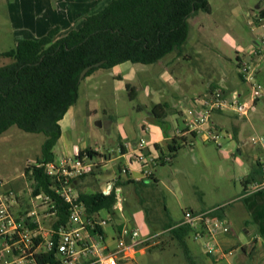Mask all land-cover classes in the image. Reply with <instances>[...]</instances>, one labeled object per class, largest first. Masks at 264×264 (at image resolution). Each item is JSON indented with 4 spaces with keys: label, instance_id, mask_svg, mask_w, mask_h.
Returning <instances> with one entry per match:
<instances>
[{
    "label": "rangeland",
    "instance_id": "rangeland-1",
    "mask_svg": "<svg viewBox=\"0 0 264 264\" xmlns=\"http://www.w3.org/2000/svg\"><path fill=\"white\" fill-rule=\"evenodd\" d=\"M208 2L210 12L199 10L188 18V38L180 49L183 56L177 61L174 72L176 80L178 78L184 84L177 89L179 93L181 91L182 95L181 102L178 104L182 111L190 105L189 100L195 91L201 92L204 88L201 66L206 64L205 66L215 68L217 71L212 74V77H216L217 73L227 72L236 80L238 75L235 67V56L238 54L237 46L243 47L248 42L251 43V34H258L259 32L258 28L250 31L252 26L248 25V21L251 18L247 16V13L257 11L255 6L258 3L264 6V0H208ZM89 3L87 0H0V52L13 48L21 39L39 38L52 26L59 27L58 36H64L71 30L79 28L86 16L98 12L96 10L99 7L92 8L91 6L94 4ZM186 54L189 56L188 58L185 57ZM191 56L192 59H190ZM253 58L254 61L258 60L257 56H253ZM2 60L3 57L0 56V64ZM261 65L263 74L259 77V81L264 86V63ZM158 66L159 63L156 62L148 67L155 69ZM99 71L102 80L97 92L103 94V98L100 99L103 102L102 107L109 111L112 116L115 115V118L125 117L128 121L135 123L145 120L153 107V97L156 90L155 80L147 83L151 79L149 80L145 75L139 79L141 82L138 85L134 83L137 79L134 82L124 80L125 83L132 82V85L135 86V96L130 98L127 91H118L113 103L112 98L109 101L108 96H104V94L113 91L116 81L106 77L107 70ZM197 78L199 83L193 82ZM82 83L84 82L82 81ZM82 83L80 85H83ZM89 98L93 103L90 108L91 113H88L86 107L85 111L78 113L77 127L69 133V138L76 143L80 137L87 140L86 134L90 130L99 128L101 130H98L104 136L108 130L110 131V126L99 115L102 107L100 111L94 112V109L98 110L95 103L96 98L92 96ZM82 102L83 96L80 91L77 104L81 106L80 103ZM99 120L103 123L102 127L96 125ZM249 122L253 129L248 133H241L237 137H232V134L224 128L217 129L218 142L222 149H219L217 142L213 140L205 144L200 142L198 144L200 147L198 148V145L193 146L192 152H190L188 145H181L177 151V158H174L172 162L173 165L177 163L178 166L185 167L192 174V178L181 172L173 173L174 167L170 163L159 168L162 181L158 184L157 189L158 196H160L159 204L163 211L168 214L171 222L180 220L185 209H195V197L204 194L202 198L206 204H209L219 197V194H215L214 191L222 189L225 182L232 184L234 180L236 185H239L238 178L243 175L246 167L253 164L254 154L259 157L262 156L260 148L250 141L252 135L264 134V105L262 102H258L257 110ZM243 127H249V125H246L244 121ZM111 137L115 139V136ZM44 139L45 136L42 133L26 132L16 125L10 126L3 132L0 135V181L17 191L23 192L32 186L31 182L24 177L23 170L25 166L34 163L40 156ZM60 145L57 141L53 148L54 161L64 156L63 148ZM239 150H241V154ZM222 152L227 153V155L225 157L220 156ZM201 154L206 155L208 164L204 163ZM239 161L242 164H239ZM221 166L225 170L224 174L219 171ZM98 167V165L94 166L86 173L79 181L76 191L90 193L102 190L98 184L103 181L104 176L102 174L98 176L100 170ZM210 187L213 188V191H210ZM137 198L139 199L137 193L133 194L131 199L129 197L127 199L126 197L122 198L120 203L122 211H117L113 216L121 218L125 222H131L143 230L146 223L142 215V208L127 209V207L131 208L130 206H132L131 200L137 203ZM139 203L141 204V201ZM133 205L137 206V204ZM166 227V225H160L159 230ZM105 229L107 232L110 231L109 226H106ZM237 232L240 233V229ZM215 240L216 238L211 240L204 236L195 241L189 237L187 243L193 258L195 259V253L206 252L209 243L215 246ZM133 262L130 264H190L184 249L172 237L169 230L155 235L149 241L145 253L136 254Z\"/></svg>",
    "mask_w": 264,
    "mask_h": 264
},
{
    "label": "trees",
    "instance_id": "trees-1",
    "mask_svg": "<svg viewBox=\"0 0 264 264\" xmlns=\"http://www.w3.org/2000/svg\"><path fill=\"white\" fill-rule=\"evenodd\" d=\"M199 10L210 12L208 0H110L100 11L86 16L79 28L64 36H58L59 27L54 26L39 38L21 39L13 48L0 52V56L10 60L0 64V135L16 125L23 131L45 136L40 156L25 166L23 175L31 182L34 193L44 191L52 196L60 221L66 216L67 206L53 191L57 181L54 175L46 173L45 165L55 160L53 148L61 133L59 121L76 102L80 81L98 68L110 69L124 62L153 64L171 51L179 50L188 38V18ZM260 13L264 11L260 9ZM99 61L103 62L79 79L84 67ZM208 86L223 88L216 82ZM125 88L133 98L134 87L126 82ZM165 106L158 103L151 108L161 124ZM180 147L181 143L171 139L169 161L165 163L176 156ZM84 154L92 159L99 155L87 148L78 150L73 157L81 158ZM85 175L71 177L75 189ZM151 181L152 176L129 182L138 188ZM77 200L88 213L102 209L112 212L116 194L114 190L77 191ZM219 208L214 210L217 212ZM169 231L184 249L190 264H205L197 263L191 254L188 225L175 223ZM42 261L58 264L52 254L44 256Z\"/></svg>",
    "mask_w": 264,
    "mask_h": 264
},
{
    "label": "crops",
    "instance_id": "crops-1",
    "mask_svg": "<svg viewBox=\"0 0 264 264\" xmlns=\"http://www.w3.org/2000/svg\"><path fill=\"white\" fill-rule=\"evenodd\" d=\"M99 1L100 0H87V2H90L89 4H94V6H91L92 8L99 7L96 11L101 10L110 2V0ZM255 7L257 10L262 9L264 11V6H261L259 3L256 4ZM247 16L251 18L248 21V25L252 26L250 27V31H254L257 27L254 19V11L248 12ZM251 35V43L248 42L243 47L237 46L238 54L235 56L236 71L237 63L240 59L254 60L252 52L257 44L258 34L254 33V35ZM179 50H173L158 60L157 63H159V66L155 69H150V67H148L152 64L146 65L124 62L114 65L110 69L98 68L94 70L80 81V84L82 81L84 83H82L83 85L79 84L76 102L68 108L63 118L59 121L61 133L57 141L63 148L64 158H71L78 150L87 148L93 149L99 153L95 160L98 162V169H100L98 176L101 174L104 176L102 179L103 181L98 184L101 189L105 188L110 179L118 176L121 166L127 167V175L120 180L124 181L123 184H120V188L126 199L128 197L131 199V196L135 193H137V197H139V199L137 198V203L131 200V202L137 204V206L131 203V208L127 207V209L132 210L135 207L142 208V215L145 218L146 226L143 230H140V232L142 235L151 236L152 238L158 233L169 230L173 224L179 223L182 220V218L175 222L169 220L168 214L163 211L159 204L160 196H158L159 192L157 191L158 184L162 182L159 168L167 164L163 160V157L168 155V145L171 139L174 138L178 143H181V145H188L190 152H192L193 146L195 147L200 142L205 144L209 141L207 139L209 128L215 130L224 128L232 134V137H237L241 133H248L253 129L249 119L252 117L253 113L256 112L258 102H262L264 105V98L258 100L254 111L248 118L240 117L231 112L215 110L210 114L207 124L203 125L201 129L192 132L188 131L183 124L185 110L182 111L178 107L182 95L181 91L179 93L177 89L180 85L182 86L184 84L183 81L178 80V78L176 80L174 75L178 63L177 61L183 56V53ZM185 57L188 58L189 56L186 54ZM190 59H192V56ZM9 61L8 58L3 57L1 64L8 63ZM261 64L263 63L259 64L257 73L258 80L263 74ZM205 65H202V69L200 70L204 80V88L201 92L195 91V94H193L190 100L204 94L210 82H216L222 85L223 89L226 91H238L240 94L245 92V86L240 81L238 75L236 80L227 72L222 74L217 73L216 77H212V74L217 70L212 66ZM99 70H107L108 73H106V77L116 81V84L113 86V91L109 94H104V96H108L107 99H110L109 101H111L112 98L113 103L116 100V92L122 90L127 91L125 90L126 83L124 80L134 82L137 79V81L134 82L135 84L137 83V85L141 82L139 79H141L143 75L149 78V80L151 79L147 83L155 80L154 85H156V90L155 96L153 97V106L158 103H164L166 105L162 124L158 122L151 111L150 114L146 116L145 120L137 123L128 121L125 117L115 118L114 114V116H112L109 111L102 107L103 102L100 101V99L103 98V94L97 92V88L102 80L100 79L101 74L98 73L100 72ZM193 82L199 83V79L197 78L196 81ZM129 83L135 90V86L132 85V82ZM80 91L83 96V102L80 103L81 106L77 104ZM91 96L96 98L95 103L98 106V110L94 109V112L100 111L102 107V112L100 111V113H98L103 117V120L105 119L104 121L107 122V125L110 126V131L108 130L106 136H104L99 131L101 129H93L87 132V140H83V138L80 137L77 143L73 142L71 138H69V133L77 127V116L85 111V107L88 113H91L92 110H90V108L93 104L89 98ZM244 121L249 127H243ZM111 136H115V139H112ZM142 137L146 141L147 150L152 155L156 156V165L153 167L151 183L139 186L136 189L134 184L129 181H136L143 178L140 165L134 159V147L137 141ZM199 147L200 145H198V148ZM218 148L222 149L221 147ZM239 153L241 154V150H239ZM192 155L195 154L192 153ZM226 155L227 153L222 152L220 156L225 157ZM174 158H177V153ZM201 158L204 160L205 164L209 163L206 155L201 154ZM172 160L169 163L174 167L173 173L181 172L189 176V178H192V174L185 167H180L177 163L173 165ZM253 160V164L246 167V170L242 173L243 175L238 178L240 181L239 185H236L234 180L232 184H227V182H225V186L222 189L214 191L215 194H219V197H217L215 201L206 204L202 198L204 194H201V196L195 197V209L187 208L193 211L205 212L213 210L214 212V209L220 206L217 212L215 211V215L218 218L224 219L230 227L229 232L216 235L215 252L212 255H207L204 251L200 254L195 253V261L197 263L264 264V189L259 191L254 190V185L261 179V157L254 154ZM193 161H195V158H193ZM238 163L242 164L240 161ZM219 171L221 174H224L225 170L223 166L220 167ZM210 191H213V188L210 187ZM138 200L141 201V204ZM131 224L134 225L133 223ZM160 225H166L167 227L163 230H159ZM239 229L241 231L240 233L237 232Z\"/></svg>",
    "mask_w": 264,
    "mask_h": 264
},
{
    "label": "built area",
    "instance_id": "built-area-1",
    "mask_svg": "<svg viewBox=\"0 0 264 264\" xmlns=\"http://www.w3.org/2000/svg\"><path fill=\"white\" fill-rule=\"evenodd\" d=\"M254 19L259 32L252 55L258 60L240 59L237 63V74L245 92L240 94L219 86H207L204 94L190 100L184 112L183 124L188 131L201 129L215 110L248 118L256 102L264 98V87L257 77L259 64L264 63V14L260 9L254 12ZM218 138L216 130L209 128L207 139L220 147ZM250 141L262 152L261 179L254 185V190L259 191L264 189V134L252 135ZM134 149V159L140 165L142 177H151L156 156L147 150L143 137ZM163 160L169 161V155ZM97 165L98 162L86 154L81 158L61 157L46 163V173L54 175L57 181L52 186L53 191L67 206L63 221L49 193H34L32 186L24 192L17 191L0 181V264H50L42 261L49 254L58 264H130L134 263L136 254L145 253L152 237L142 235L137 226L113 216L122 211L120 203L124 195L118 181L127 175L126 166H121L118 176L110 179L102 189L106 193L115 191L112 212L102 209L88 213L77 200L71 177L88 173ZM211 212L185 209L179 224L188 225L189 237L195 241L204 236L214 240L217 234L229 232L230 227ZM106 226L110 227L109 232ZM214 252L215 246L209 243L207 255Z\"/></svg>",
    "mask_w": 264,
    "mask_h": 264
},
{
    "label": "water",
    "instance_id": "water-1",
    "mask_svg": "<svg viewBox=\"0 0 264 264\" xmlns=\"http://www.w3.org/2000/svg\"><path fill=\"white\" fill-rule=\"evenodd\" d=\"M102 62L103 61H99V62L90 64V65H87L86 67H84L82 69V71L80 72L79 79L81 80L82 77L87 73L88 70H90L93 67H98ZM96 125H97V127H102L103 123H102L101 120H99V121L96 122Z\"/></svg>",
    "mask_w": 264,
    "mask_h": 264
}]
</instances>
